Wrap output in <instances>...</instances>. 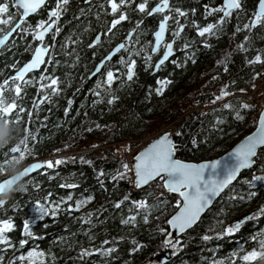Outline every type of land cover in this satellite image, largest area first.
<instances>
[{"label":"trees","instance_id":"1","mask_svg":"<svg viewBox=\"0 0 264 264\" xmlns=\"http://www.w3.org/2000/svg\"><path fill=\"white\" fill-rule=\"evenodd\" d=\"M139 1L123 7L129 19L109 33L111 21L118 13H111L107 0H91L90 3L69 0L67 11L55 26L60 28L59 33L53 29L48 36L47 44L51 49L45 60L47 63L25 76L24 80L30 82L17 81L22 87L19 98L13 91L4 92V105L15 100L24 111L17 109L7 116L0 115V178L36 159L43 162L63 159L65 163L52 169L41 168L0 194V200L5 202L0 207V219H11L15 225L7 233L14 247L0 244L3 264L10 261L29 264L28 259L18 258L27 257L32 251L43 253L32 257V264H248L243 256L253 249L259 250L264 240V215L259 214L264 207V181H255L254 187L248 181L253 174L264 172V147L258 151V164L243 170L200 221L178 237L180 246L172 250L176 254L166 262L159 254H165L171 247L164 246L165 233L159 229L171 231L166 220L179 208L180 196L168 192L162 187L163 182L158 181L136 188L133 171L124 179H112L124 171L123 164H126L116 148L117 143L140 137L153 128L156 119L174 123L177 132L182 133L176 139L177 156L192 161L224 154L256 128L260 112L244 101L240 93L246 84H254L264 77V64L248 63L257 54L264 56V28L239 33L235 29L249 22L259 0H242V12L234 11L220 31L204 37L198 35V28L215 23L222 15L208 16L205 6L220 7L223 0H173L175 9L185 11L187 16L175 15V21L180 19L179 23L174 21V33L180 24L184 28L179 37L169 36L175 37L176 54L159 70L155 64L160 54L152 51L153 27L145 25L142 28L139 25L141 13L134 10ZM0 2H7L9 14L13 15L9 24H0L2 36L19 21L22 9L15 6V0ZM55 6L56 0H47L35 14L24 19L22 27L0 48V85L9 80V88H14L10 78L33 57L39 45V40L34 39L36 25L48 21ZM0 19H8V14L0 15ZM133 29L136 31L129 39L128 34ZM98 35L100 41L97 43ZM245 36L251 37L250 42L244 41ZM119 42L125 44V49L106 61L101 72L92 76L98 63ZM241 43L248 51L238 50ZM131 60L136 63L133 79L129 81L127 62ZM107 71L118 77L111 86L105 83ZM42 75L58 78L57 94L53 95L50 88L41 89V83H49L41 80ZM164 80L171 83L162 95H158L155 89L161 85L157 82ZM222 89L230 95L216 100ZM45 96L51 99L41 103ZM113 97L117 99L109 104L108 100ZM69 100L72 101L70 107ZM184 101L200 108L192 104L189 111H183L180 105ZM224 104L233 107L224 108ZM242 104L251 107L245 109ZM237 113L243 119H238ZM25 128L35 137L29 138L27 151L21 144ZM193 139L197 141L196 146L192 144ZM94 140L102 144L92 148ZM14 148L20 151H13ZM81 157L92 164L82 162ZM100 172L104 175L100 176ZM61 184L78 187H60ZM251 192L256 195L249 199ZM69 195L72 200H67ZM125 196L129 200L116 208L115 204ZM46 197L51 205L59 204L60 207L55 209L56 215L50 214L31 224L33 237H26L24 222H31L36 215L35 202L43 203ZM79 201L88 202L77 210L75 205ZM132 201H146L152 207L147 211L137 209ZM69 205H72L71 210ZM132 215H137L134 226L121 222ZM144 215H148L147 223L142 218ZM253 216L254 219H247ZM241 221L244 223L238 231L227 233L228 228ZM206 235L212 239L204 240ZM21 239L28 240L23 247L19 244ZM105 240L110 243L103 244ZM133 240L143 245L135 253L131 252ZM102 247L117 250L109 256L95 253L80 258L83 249L92 251ZM155 258L159 262L152 263ZM254 264H264V261Z\"/></svg>","mask_w":264,"mask_h":264},{"label":"snow or ice","instance_id":"2","mask_svg":"<svg viewBox=\"0 0 264 264\" xmlns=\"http://www.w3.org/2000/svg\"><path fill=\"white\" fill-rule=\"evenodd\" d=\"M85 2L90 3L91 0H85ZM69 0H56V6L53 8L49 13L48 21H40L36 25V30L34 33V39L41 41L43 43L45 35L54 29L55 33H59L60 28L55 27L57 22L59 21L62 13L67 11L66 5H68ZM108 5L110 6V10L112 14H117L116 18L111 21L110 27L108 28V32L111 33L113 29L120 25L121 22L126 21L129 19L128 14L125 11H122L123 7L128 6L131 3H134V0H107ZM45 4V0H18V3L15 5L23 10L22 16L20 17L21 23H17L14 28L3 38H0V45H4L6 41H8L9 37L12 35L13 32L17 31L22 27L24 19L28 17L31 13L37 12L41 6ZM149 0H142V2L137 3L135 6V11H139L140 13H145L147 16H152L157 13H164L166 10L171 13L174 11L177 16L185 17L187 13L182 11L179 8L172 9L169 3V0H158L154 7L150 10L148 8ZM206 12L208 16H212L214 13H222L219 19L215 23H209L207 26L203 28H198V35L204 37L206 34L215 35L217 31H220L222 26L228 22V18L233 15L235 11L237 14L243 11L242 0H223V5L216 8H208L205 6ZM194 11V10H193ZM8 14V19H0V24H9L12 19L13 15L9 14V4L7 2H0V15ZM174 19L170 15H164L163 19L159 24V31L155 33L156 36V47L152 49L153 52H156L160 45L163 34L167 28V22L169 19ZM179 23L178 21H176ZM142 23V21H141ZM193 24L195 22L193 21ZM139 26V25H138ZM257 27L264 28V0H259L257 10L252 14L248 23H244L242 27L237 26L235 29L236 33L241 31L247 30L252 32L253 29ZM184 25H179V30L174 33L176 37L180 36V32L183 31ZM136 29H133L132 32H129L128 38L132 37L133 32ZM54 39V36H53ZM251 37L245 36L244 41L250 42ZM100 41V36L96 37V42ZM93 45H89L92 47ZM166 51L163 52L162 58L155 64V68L159 70L169 59V56L172 54L173 45L172 43H168L164 45ZM185 48L188 47V44H185ZM238 50L240 51H248L245 47L244 43H241L237 46ZM122 49H125V44H119L113 53L109 56L105 57L104 60L100 62V64L96 67L95 72L100 73L101 69L105 66L106 61L111 60L112 55L115 53L120 52ZM49 52L48 47H37L34 52V56L32 60L25 64L22 68H20L16 75L11 77L10 80L14 86V88H9V80H4L3 84L0 85V105H4V98L3 94L5 91H13L14 95L19 98L22 92V87L20 83L17 81H22L28 83L30 81H25V75L28 72H31L35 69H38L40 65L46 64L44 56ZM150 60L151 57H148ZM135 60H131L127 62V79L131 81L134 76V67H135ZM175 63V61H173ZM220 63H224L221 61ZM249 64H264V56L261 54H257L254 59L248 61ZM227 71V67L224 69ZM257 76L261 75L260 73L256 74ZM118 79V77L112 72L107 71L106 73V80L105 83L108 86H111L113 81ZM215 79V78H214ZM255 79V77H254ZM41 80H48V84L41 83V89L50 88L52 94L55 95L58 93L59 88V80L58 78L51 77V76H41ZM158 84L161 87L155 89L156 94L162 95L164 88L167 84L171 83V81H158ZM245 91L241 89V92ZM96 95H99L97 92ZM230 95L229 92L225 90H221V95L216 97V100H220L223 97ZM50 96H45L41 99V103L45 100H50ZM117 97H113L112 99L108 100V103L111 104ZM69 107L72 104V101L69 100ZM215 103V100L213 101ZM38 107V105H36ZM224 108H232L233 105L231 104H224ZM242 108L248 109L251 106L248 104H242ZM19 112H23L24 109L19 107V105L14 100L10 104H6L0 107V115L7 116L11 114L13 111L17 110ZM66 114L68 109L65 110ZM31 116V113H29ZM238 119H243L242 116L237 113ZM6 123H9L8 120H5ZM222 123V121H221ZM99 127V125H97ZM88 131H92V129H88ZM26 135L24 139L21 141L22 145H25V151H27V143L29 138L35 139L34 136L25 128ZM172 135H182L180 132L175 133H165L161 136L158 140L154 141L149 148L145 151L141 152L136 157V164L133 166V169L129 168V165L123 164V172H118L116 175L112 176L113 180L124 179L127 176L129 171H134L135 181L134 186L136 188H141L144 185L149 184L151 181L160 178L163 181L162 187L166 189L170 193H178L179 196L182 198V201L177 202V206L180 207V211L174 215L171 219L167 221L168 225L171 228L178 230L179 233H184L186 229L191 228L196 222L199 220L200 215L204 212L213 202L214 198L220 195V193L227 188L233 180L236 179L237 175L240 173L241 169L250 168L254 163L255 160L253 157L257 155V148L264 146V113H261L259 118V127L257 128L256 132H254L251 136L247 137L245 141H243L237 148L233 150L232 153L229 154L226 160H217L212 161L210 163H200V164H192V163H184L180 160L173 159L174 153L178 150V146L173 143L171 136ZM192 144L194 146L197 145V141L193 139ZM95 147V145H94ZM13 151H20L19 148H14ZM59 151V150H57ZM23 152H21V156H23ZM81 161L87 164H92V161H84L81 157ZM65 163L63 159H57L55 162L49 160L43 163H36L31 165L29 168L25 169L21 176L27 175L37 169L47 167L48 169H52L55 166ZM100 176H103L104 173L100 172ZM18 178H13L12 180L5 181L0 184V193H3L10 187ZM255 181H264V175H254L252 180L248 181L249 185L254 187ZM39 187V185H37ZM60 187H67V188H76L78 185L76 184H61ZM256 192H251L249 194V199L254 197ZM51 196V193H49ZM235 199V197H233ZM243 199V197H240ZM67 200H72V196L69 195ZM91 200V197H89ZM129 197L125 196L123 200L115 204L116 208H120L121 205L128 201ZM88 201H79L76 203L75 207L78 210L80 206ZM5 202L0 200V207L3 206ZM137 209L149 210L152 206L148 205L146 201H132L131 202ZM60 205L55 204L54 206L50 204L47 197L45 201L42 203L40 200L35 202L34 212L36 213L35 217L30 221L24 222L23 233L26 237H33V233L31 231V224H35L37 220H43L45 216L48 215H56L55 209H59ZM69 210L72 209V205H69ZM50 209H52L50 211ZM140 213L137 212V215ZM259 214L264 215V207L260 209ZM137 215L129 216L127 219H123L121 222L125 225H135ZM143 220L145 223L148 222V215H144ZM253 217H248L247 219H254ZM244 221L238 222L233 227L228 228L226 231L227 233H232L234 231H238ZM15 225L11 219H0V244L6 245L8 248L14 247V245L10 242L7 233L11 232L14 229ZM160 232L165 233V247H171L175 249L177 245L180 244V240L177 238L175 240L171 239L172 232L167 231L164 228L159 229ZM204 240H210L212 237L204 236ZM255 239V237H254ZM28 243L27 239H21L19 244L23 247L25 244ZM110 242L105 240L103 244L107 245ZM134 247L131 249L132 253H135L140 250L143 245H139L135 240L132 241ZM117 249L115 247H108V248H97L95 250H88L83 249L80 253V258L83 259L84 257L92 256L95 253H100L103 256H109L111 253L115 252ZM173 255L175 252L172 253ZM43 255V253H36L35 251L29 252L28 256H20L18 259L23 261L25 259L29 260V264H32V257ZM248 264H254L257 261H264V240L260 243L259 250L253 249L252 251L248 252L242 258ZM4 257L0 256V264H3ZM9 264H12L10 261ZM127 264V262H126Z\"/></svg>","mask_w":264,"mask_h":264},{"label":"water","instance_id":"3","mask_svg":"<svg viewBox=\"0 0 264 264\" xmlns=\"http://www.w3.org/2000/svg\"><path fill=\"white\" fill-rule=\"evenodd\" d=\"M46 1L47 0H45V3H46ZM259 2V1H258ZM15 3L17 4L18 3V0H15ZM44 6V5H43ZM257 6H258V4H257ZM42 7V6H41ZM40 7V8H41ZM39 10V9H38ZM37 10V11H38ZM22 12H23V10H22ZM36 13V12H35ZM35 13H31L29 16H31V15H33V14H35ZM28 16V17H29ZM28 17H26V18H28ZM25 18V19H26ZM17 23H21V19H19V21L17 22ZM16 23V24H17ZM15 24V25H16ZM15 25L12 27V28H14L15 27ZM12 28L9 30V32L12 30ZM157 31H159V29L157 30ZM156 31V32H157ZM16 32V31H15ZM15 32H13L12 33V35L15 33ZM155 32V33H156ZM8 33V32H7ZM6 33V34H7ZM6 34H4V35H6ZM4 35H2V36H0V38H3V36ZM11 35V36H12ZM165 35H166V30H165V32H164V34H163V37H162V40H161V42L164 40V38H165ZM10 36V37H11ZM10 37H9V39H10ZM8 39V40H9ZM7 42V41H6ZM5 42V43H6ZM121 43H123V42H120V43H118L115 47H114V49L112 50V51H110L109 53H108V55H106L105 57H107V56H109L111 53H113L114 52V50H115V48L119 45V44H121ZM124 44V43H123ZM3 45H0V48L2 47ZM37 47H48L49 48V51H50V49H51V47L49 46V45H47V46H44L43 44H39ZM155 47H156V42H155ZM166 51V50H165ZM174 48H173V50H172V54L169 56V58L174 54ZM49 53V52H48ZM48 53L44 56V59L46 60V57H47V55H48ZM119 53V52H118ZM118 53H115L114 55H112V58L116 55V54H118ZM34 56V55H33ZM104 57V58H105ZM33 58V57H32ZM32 58L30 59V60H28L25 64H27V63H29L31 60H32ZM104 58L102 59V60H104ZM162 58V57H161ZM160 58V59H161ZM101 60V61H102ZM100 61V62H101ZM100 62L98 63V65L100 64ZM24 64V65H25ZM23 65V66H24ZM43 65V64H42ZM42 65H40V67L38 68V69H35V70H39L40 68H41V66ZM97 65V66H98ZM22 66V67H23ZM21 67V68H22ZM34 71V70H33ZM95 72V71H94ZM93 72V73H94ZM29 73V72H28ZM27 73V74H28ZM93 73H92V76H94L93 75ZM26 74V75H27ZM15 75H16V73H15ZM25 75V76H26ZM261 113H264V107H263V109H262V111L260 112V114H259V117H258V122H257V126H256V128L252 131V132H250V133H248L247 135H245L242 139H240L231 149H229L227 152H225L224 154H222V155H220V156H218V157H215V158H212V159H204V160H201V161H192V160H184V159H182V158H179L178 156H177V151L174 153V155H173V159H177V160H180V161H182V162H184V163H192V164H200V163H210V162H212V161H217V160H226L227 158H228V156H229V154L230 153H232L233 152V150L235 149V148H237L243 141H245V139L247 138V137H249V136H251L254 132H256V130H257V128L259 127V118H260V115H261ZM176 131H165V132H163V133H160L158 136H156L155 137V139H153L151 142H149L147 145H145L144 147H143V149L142 150H140L138 153H136V155L133 157V159H132V166H134L135 164H136V157H137V155L138 154H140L141 152H143V151H145L147 148H149V146L154 142V141H156V140H158L161 136H163L165 133H175ZM177 137L178 136H176V135H172L171 136V139H172V141H173V143L174 144H176V139H177ZM264 146H261V147H258L257 148V155H258V151H259V149H261V148H263ZM257 155L255 156V157H253V159L255 160V163L251 166V167H253V166H256L257 164H258V160L256 159V157H257ZM36 163H43V161L41 160V159H36V160H33V161H31V162H29V163H27L26 165H24L22 168H20V169H18V170H15V171H12L9 175H7V176H5V177H3V178H0V184H2L3 182H5V181H9V180H12L13 178H18L16 181H15V183H13L10 187H8L7 188V190L5 191V192H7V191H9L10 189H12L20 180H22L23 178H25V177H27V176H29L30 174H32V173H34V172H36V171H38L39 169H37V170H35V171H33V172H31V173H29V174H27V175H23V176H21V173H23L24 171H25V169H27V168H29L31 165H33V164H36ZM250 167V168H251ZM133 168V167H132ZM250 168H245V169H250ZM41 169V168H40ZM245 169H241V171H240V173L237 175V177H236V179L235 180H233L232 182H231V184L230 185H232L239 177H240V174H241V172L243 171V170H245ZM134 172V171H133ZM157 179H159V178H157ZM156 179V180H157ZM134 180H135V175H134ZM156 180H154V181H156ZM153 181H151L150 183H152ZM149 183V184H150ZM149 184H147V185H149ZM147 185H144L143 187H146ZM229 185V186H230ZM228 186V187H229ZM143 187H141V188H143ZM227 187V188H228ZM227 188H225L221 193H220V195L227 189ZM5 192H3V193H5ZM3 193H0V194H3ZM175 194H178V193H175ZM179 195V194H178ZM219 195V196H220ZM219 196H217L216 198H214V200H213V202H212V204L204 211V212H202L201 213V215H200V218H199V220L196 222V224L200 221V219L202 218V216L205 214V212L214 204V202L219 198ZM181 198V197H180ZM181 200H182V198H181ZM180 211V207L177 209V211L169 218V219H171L174 215H176L178 212ZM169 219H167L166 220V225L168 224L167 223V221L169 220ZM196 224H194L193 226H195ZM170 226V225H169ZM192 226V227H193ZM191 227V228H192ZM190 229V228H189ZM189 229H186V231L187 230H189ZM170 232H172V237H171V239H173V240H175L176 238H178V237H180L183 233H179L178 234V230H176V229H173V228H171V226H170ZM185 231V232H186ZM184 232V233H185ZM172 249H168L167 251H166V253L165 254H159V257H161V260L163 261V262H166L167 260H170L171 259V256H172ZM175 254H176V252H175Z\"/></svg>","mask_w":264,"mask_h":264},{"label":"flooded vegetation","instance_id":"4","mask_svg":"<svg viewBox=\"0 0 264 264\" xmlns=\"http://www.w3.org/2000/svg\"><path fill=\"white\" fill-rule=\"evenodd\" d=\"M140 2H142V0H140L139 1V3ZM158 2V0H149V4H148V8H149V10L152 8V7H154L155 6V4ZM169 3H170V6H171V8L172 9H175V7H174V5H173V0H169ZM122 9H124V8H122ZM164 15H170L171 17H174V19H169L168 20V22H167V28H166V35H165V38H164V40L161 42V45H160V47H159V49L155 52L156 53V55H158V52H159V56H158V58H160V57H162V55H163V52L166 50L165 49V47H164V45H166V44H168V43H172V45H173V48H176V43H175V37L174 38H169V36L171 35V36H173V34H174V27H175V23H174V21H175V15H177L174 11H172L171 13H169L167 10L164 12V13H157V14H154V15H152V16H147L145 13H141V16H140V20H139V25L143 28L145 25H149L150 27H153V30H152V35H153V41H152V43H153V48L155 47V42H156V36H155V34H154V32L155 31H157L158 29H159V24H160V22H161V20L163 19V16ZM177 19V21L180 19L179 17L178 18H176ZM141 21H142V23H141ZM176 22V21H175ZM123 23V22H122ZM186 26L188 27L189 26V24H186ZM8 32V31H7ZM6 32V33H7ZM51 32V31H50ZM50 32L49 33H47L46 35H45V38H44V41H43V43H41V41H39V43L38 44H43L44 46H47L48 44H47V40H48V36H49V34H50ZM5 33V34H6ZM155 36V37H154ZM120 43V42H119ZM118 44V43H117ZM116 44V45H117ZM115 45V46H116ZM114 46V47H115ZM114 47H112L109 51H112V49L114 48ZM177 49V48H176ZM175 52H174V54L173 55H175L176 54V50H174ZM158 62V61H157Z\"/></svg>","mask_w":264,"mask_h":264},{"label":"built area","instance_id":"5","mask_svg":"<svg viewBox=\"0 0 264 264\" xmlns=\"http://www.w3.org/2000/svg\"><path fill=\"white\" fill-rule=\"evenodd\" d=\"M243 89L245 91L240 93L241 98L244 101H246V102L250 103L251 105H253L257 112H261L263 107H264V101L262 102V100H261L264 97V77L263 78H258L254 82V84H246ZM193 104H195V103H193ZM191 106L193 107V105H190V107ZM195 106H198L200 108L199 105L195 104ZM202 108H205V107L202 106ZM176 129H177V127L175 125H173V126H171L170 131H175ZM159 134L160 133H158L156 135H153V136L147 138V140H144V141L138 143L137 145H133V143H131L129 141V143L132 144V151L127 150L126 153L121 154L123 158L128 160L129 166L130 165L132 166V159L134 157V154L136 152H139L140 150H142L143 147L147 144L148 141H152L150 139H153L154 137L158 136ZM129 140H131V138ZM133 140L135 141V138H133Z\"/></svg>","mask_w":264,"mask_h":264},{"label":"rangeland","instance_id":"6","mask_svg":"<svg viewBox=\"0 0 264 264\" xmlns=\"http://www.w3.org/2000/svg\"><path fill=\"white\" fill-rule=\"evenodd\" d=\"M262 100V102L264 101V97L261 99ZM193 104V102H191V103H189V101H184V102H181V105H180V107L182 108V110L183 111H186V110H189L190 108H188V107H190V105H192ZM258 116V115H257ZM259 117V116H258ZM257 122H258V119H257ZM174 125V123L173 122H171V123H166V122H163V121H159L158 119H156V120H154V123H153V128L152 129H150V130H148V131H146L145 133H143L140 137H138V138H135V141L133 140V138H131V140H123V141H120L119 143H117V149H118V151L121 153V154H123V153H126L127 152V150H130V151H132V144H130L129 143V141L131 142V143H133V145H137L138 143H140V142H142V141H144V140H147V138H149V137H151V136H153V135H156V134H158V133H163V132H165V131H170V129H171V126H173ZM153 139H155V137L153 138ZM153 139H150V140H153ZM97 141L98 140H94V143L93 144H91L90 142V144H91V147L93 148L94 147V145H95V147H97V145H100V144H102L101 142H98L97 143ZM149 142H151V141H148L147 142V144L149 143ZM146 144V145H147ZM89 146V145H88ZM98 151V150H97ZM136 153H138V152H136ZM136 153L134 154V156L136 155ZM126 160V159H125ZM126 164L127 165H129V162H128V160H126ZM129 168L130 169H132V166L130 165L129 166ZM133 174H134V172H133ZM253 175H264V172L263 171H261V172H257V173H255V174H253ZM156 181H158V183H161V182H163L162 180H160V178L159 179H157ZM177 239V238H176ZM180 246V244L179 245H177V247H179ZM172 250H174L173 248H171ZM156 262H159V259H157V258H155L153 261H152V263H156Z\"/></svg>","mask_w":264,"mask_h":264},{"label":"bare ground","instance_id":"7","mask_svg":"<svg viewBox=\"0 0 264 264\" xmlns=\"http://www.w3.org/2000/svg\"><path fill=\"white\" fill-rule=\"evenodd\" d=\"M8 32H9V31H8ZM113 49H114V48H113ZM113 49H112V50H113ZM44 65H45V64H44ZM95 75H96V74H95ZM190 109H191V108H190ZM190 109H189V110H190ZM189 110H187V111H189ZM193 110H194V108H193ZM175 131L177 132V129H176ZM25 165H26V164H25ZM23 166H24V165H23ZM23 166L16 167L14 170H18V169L22 168ZM132 167H133V166H132Z\"/></svg>","mask_w":264,"mask_h":264}]
</instances>
